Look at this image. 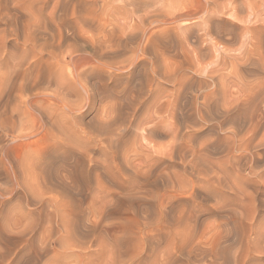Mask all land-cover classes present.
I'll list each match as a JSON object with an SVG mask.
<instances>
[{"label":"rangeland","instance_id":"374dc122","mask_svg":"<svg viewBox=\"0 0 264 264\" xmlns=\"http://www.w3.org/2000/svg\"><path fill=\"white\" fill-rule=\"evenodd\" d=\"M210 1L0 0V264H264V1L218 0L224 5L217 9ZM93 16L112 18L107 34L116 28L123 38L102 44L106 32L97 35ZM207 19L223 28V38L213 34L212 41ZM250 21L261 26L260 34L247 32ZM26 34L38 48L25 41ZM85 40L95 46L74 58L78 65L66 67L70 51L83 49ZM95 49L103 58L91 56ZM73 77L98 88L88 98ZM143 77H157L160 86L140 115L145 121L155 115L153 122L120 131ZM213 77L235 81L227 87L243 113L238 138L220 107L203 111L205 120H185L196 112L190 103L215 90L219 79ZM100 82L117 87L104 94ZM63 98L77 109H67ZM173 101L178 110L172 120ZM18 105L32 116L14 112ZM231 111L237 115L233 106ZM108 120L115 135L102 130ZM178 126L175 141L172 128ZM120 137L114 157L108 145Z\"/></svg>","mask_w":264,"mask_h":264},{"label":"bare ground","instance_id":"6f19581e","mask_svg":"<svg viewBox=\"0 0 264 264\" xmlns=\"http://www.w3.org/2000/svg\"><path fill=\"white\" fill-rule=\"evenodd\" d=\"M96 1V0H95ZM131 1V0H130ZM147 1V0H146ZM177 1V0H176ZM198 1V0H197ZM221 1V0H220ZM220 1H218V0H211L209 3H211V4H214V5H216V9H217V7H220L221 8V6L220 5H224V4H219V3H221ZM232 1H235V0H232ZM232 1H230V2H232ZM264 1V0H263ZM85 2V1H84ZM93 2V1H92ZM123 2V1H122ZM203 3H204V1H202ZM219 2V3H218ZM95 3V2H94ZM105 3H107V2H105ZM200 2H195V4H197L198 6V8H199V10H205V8H207V7H203V6H201V4H199ZM222 3H228V2H223L222 1ZM233 3V2H232ZM263 3V2H262ZM87 4V3H86ZM99 4V3H98ZM102 4V3H101ZM116 4V3H115ZM156 4V3H155ZM194 4V3H193ZM226 4H225V6H226ZM237 4V3H236ZM119 5V4H118ZM176 5H178V4H176ZM181 5V4H180ZM231 5H233V4H231L230 3V6L229 7H231ZM235 5V4H234ZM238 5V4H237ZM254 5H256V3L254 4ZM261 6H263L264 4H260ZM87 6V5H86ZM90 6V5H89ZM213 6V5H212ZM104 7V6H103ZM117 7V6H116ZM161 7H162V5H161ZM184 7V6H183ZM194 7V6H193ZM195 7H196V5H195ZM195 7H194V10H195ZM204 9H203V8ZM209 7V6H208ZM215 7V6H214ZM228 7V8H229ZM239 7V6H238ZM101 8V7H100ZM129 8V7H128ZM177 8V7H176ZM188 8V7H187ZM223 8V7H222ZM228 8H226V10L228 9ZM234 8V7H233ZM258 8V7H257ZM99 9V8H98ZM162 9V8H161ZM182 9V8H181ZM189 9V8H188ZM230 9V8H229ZM255 6H254V12H255ZM167 10H170V9H167ZM190 10H191V8H190ZM189 10V11H190ZM211 10V9H210ZM212 10H214V9H212ZM234 10H236V8L234 9ZM258 10V9H257ZM256 10V11H257ZM99 11V10H98ZM162 11V10H161ZM166 11V10H165ZM177 11V10H176ZM188 11V12H189ZM195 11H197V14H199L198 13V10L196 9ZM206 11V10H205ZM217 11V10H216ZM219 11V10H218ZM220 11H222V10H220ZM237 11V10H236ZM239 11H240V9H239ZM147 12H148V10H147ZM167 12V11H166ZM174 12V11H173ZM224 12H226V11H224ZM228 12V11H227ZM258 12V11H257ZM152 13V12H151ZM186 13V12H185ZM195 13V12H194ZM193 13V14H194ZM206 13H208L207 11H206ZM260 13V12H259ZM77 14V13H76ZM98 14V13H97ZM104 14V13H103ZM124 14V13H123ZM147 14L148 13H145V20H146V18H147ZM170 14H171V12H170ZM179 14V13H178ZM183 14V13H182ZM196 14V13H195ZM194 14V15H195ZM233 14V13H232ZM253 14H256V13H252L251 15L253 16ZM258 14V13H257ZM80 15H81V13H80ZM187 15V14H186ZM192 15V14H191ZM190 15V16H191ZM208 15V14H207ZM212 15V14H211ZM260 15V14H259ZM258 15V16H259ZM263 15V14H262ZM102 16V15H101ZM142 16V15H141ZM155 16V15H154ZM172 17H173V14L171 15ZM182 17H183V15H181ZM193 16V15H192ZM203 16V15H202ZM206 16V15H205ZM224 16V15H223ZM222 16V17H223ZM233 16H234V14H233ZM128 17V16H127ZM150 17V16H149ZM157 17V16H156ZM160 17V16H159ZM166 17H169V16H166ZM171 17V18H172ZM176 17V16H175ZM187 17V16H186ZM198 17H200V16H198ZM250 17V16H249ZM254 17V16H253ZM256 17H257V15H256ZM111 18V17H110ZM144 18V17H143ZM181 18V17H180ZM192 18V17H191ZM193 18H195V17H193ZM228 18H229V15H228ZM231 19H235V17L233 18V17H230ZM238 18V17H237ZM252 18V17H251ZM105 19V18H104ZM117 19V18H116ZM128 19V18H127ZM169 18H167V21H169L168 20ZM174 19H176V18H174ZM186 19V18H185ZM184 19V20H185ZM201 19V18H200ZM210 19H211V17H210ZM245 19V18H244ZM89 20H92L93 22L95 21H97V24H98V26H97V35H100L101 36V34L103 35L104 33L103 32H106L105 33V36H104V38L102 39V44H107V46L109 45V43H112L113 42V39H115V40H117V38L116 37H118V36H116V32L118 31H116V26H119L120 24V22L119 23H117V22H115V21H113V22H115L114 24H118V25H116L114 28H115V31L114 32H112L111 34H107V32L108 31H106V27L108 26L107 24L108 23H110L111 22V20H113L112 18L109 20L110 22H107V21H105V20H103V17L102 18H96V16H93V17H91ZM144 20V19H143ZM154 20H156L155 18H153V20H152V22L154 21ZM159 20V19H158ZM160 20H163V17H162V19L160 18ZM170 20H172V19H170ZM181 20V19H180ZM198 20H199V18H198ZM217 20V19H216ZM174 22H176L175 20H173ZM207 21V23L209 22L210 24H208V25H206L208 28H207V31H206V33L209 35V36H211L212 37V35L214 34L215 36H217V37H221V38H223L222 37V35H223V32H224V30H223V28L221 27V26H219L218 24H216V26L214 27L213 26V24H214V22H211V20H209V19H207L206 20ZM225 21V20H224ZM241 21L243 22V19H241ZM262 21H264V20H262ZM92 22V23H93ZM94 22V23H95ZM142 22V21H141ZM150 22H151V20H150ZM164 22H165V20H164ZM177 22H178V20H177ZM195 22V21H194ZM258 22V21H257ZM160 24H161V22H159ZM162 23H163V21H162ZM170 23V22H169ZM172 23V22H171ZM179 24H180V22H178ZM190 23V22H189ZM192 23V22H191ZM204 23H205V21H204ZM234 23V22H233ZM261 23V22H260ZM113 23L111 22L110 23V25H112ZM139 24H142V23H140L139 22ZM152 24V23H151ZM158 24V23H157ZM156 24V25H157ZM163 24H165V23H163ZM193 24V23H192ZM206 24V23H205ZM155 25V24H154ZM159 25V24H158ZM167 25V24H166ZM181 25V24H180ZM244 25V24H243ZM135 26V25H134ZM138 26V25H137ZM142 27H143V25H141ZM145 26H147L146 25V23H145ZM144 26V27H145ZM162 26V25H161ZM165 26V25H164ZM204 26V25H203ZM237 26V25H236ZM120 27V26H119ZM121 27H123V22L121 23ZM143 27V28H144ZM148 27V26H147ZM166 27V26H165ZM261 26L260 25H258L257 23H256V21L254 22V23H252V21H250V26L249 27H247V32H258L259 34L262 32L261 31V28H260ZM113 28V27H112ZM111 28V29H112ZM136 28V27H135ZM170 28V27H169ZM119 29V28H118ZM132 29H133V26H132ZM151 29V28H150ZM163 29V28H162ZM180 29V28H179ZM204 29H206V27H204ZM109 30V29H108ZM137 30V29H136ZM146 30V29H145ZM149 30V29H148ZM122 31V30H121ZM120 31V32H121ZM152 31V30H151ZM154 31V30H153ZM157 31V30H156ZM201 31V30H200ZM203 31V30H202ZM123 32V31H122ZM146 32V31H145ZM148 32V31H147ZM146 32V33H147ZM159 32V31H158ZM69 33V32H68ZM132 33V32H131ZM144 33V32H143ZM142 33V34H143ZM187 33V32H186ZM203 33V32H202ZM205 33V34H206ZM122 34V33H121ZM132 34H134V32L132 33ZM201 34V33H200ZM204 34V35H205ZM263 34V33H262ZM94 36H95V34H93ZM93 35H91V37L93 36ZM96 35V37H98ZM137 35V34H136ZM140 35V34H139ZM146 35V34H145ZM203 35V34H202ZM254 35V34H253ZM100 36H99V38H100ZM134 36V35H133ZM143 36V35H142ZM151 36V35H150ZM96 37H94L96 40H97V38ZM119 38V37H118ZM123 37H120L119 39L121 40ZM130 38V37H129ZM206 38V37H205ZM216 37H212L211 39H212V41H215L214 39H215ZM91 39V38H90ZM148 39H149V35H148ZM252 39V38H251ZM98 40H100V39H98ZM98 40L96 41V42H98ZM132 40V39H131ZM25 41L26 42H29L30 44H32L33 45V47H36V48H38L39 47V45H38V41L35 39V38H33V37H31L30 36V34H26V36H25ZM124 41V40H123ZM210 41V40H209ZM225 41V40H224ZM244 41V40H243ZM95 42V43H96ZM115 42V41H114ZM134 42H135V40H134ZM219 42V41H218ZM253 42V41H252ZM99 43V42H98ZM119 43V42H118ZM131 43V42H130ZM133 43V42H132ZM141 43V42H140ZM214 43V45L217 43V42H213ZM84 46H83V49H81V50H72V51H70V53H71V55H73L72 56V61L71 62H69V63H66V67H71V66H74V65H78V63H75L74 62V58H79L80 56H82V55H84V54H82V53H86L87 51H88V47H90V46H92V45H94L93 43L92 44H89V42H87V40H85V42H84ZM138 44V43H137ZM227 44V43H226ZM110 45H112V44H110ZM115 45V44H114ZM145 45V44H144ZM211 45V44H210ZM213 45V46H214ZM221 45V44H220ZM95 46V45H94ZM98 46V45H97ZM105 46V45H104ZM124 46V45H123ZM139 46V45H138ZM146 46H147V44H146ZM146 46H144V47H146ZM205 46V45H204ZM234 46V45H233ZM109 47V46H108ZM132 47V46H131ZM215 47V46H214ZM223 47V46H222ZM221 47V48H222ZM232 47V46H231ZM256 47V46H255ZM93 48V47H92ZM107 48V47H106ZM105 48V49H106ZM139 48H140V46H139ZM204 48V47H203ZM226 47H225V45H224V49H225ZM102 49V51H103V48H101ZM110 49V48H109ZM138 49V48H137ZM96 50V49H95ZM228 50H231V49H228ZM238 50V49H237ZM252 50V49H251ZM155 51V50H154ZM215 51H216V49H215ZM220 51V50H219ZM224 51V50H223ZM246 51V50H245ZM101 52V51H100ZM105 52V51H104ZM139 52V51H138ZM137 52V53H138ZM157 52V51H156ZM222 52V51H221ZM52 53V52H51ZM220 53V52H219ZM228 53H229V51H228ZM230 53H231V51H230ZM240 53H241V51H240ZM65 54V53H64ZM103 54V53H102ZM112 54V53H111ZM185 54H186V52H185ZM254 54H255V50H253L252 52H251V54H250V57H253L254 56ZM66 55V54H65ZM89 55V54H88ZM151 55V54H150ZM187 55V54H186ZM232 55V54H231ZM54 56V55H53ZM92 57H97V58H103L102 56H100L99 55V52L96 50V51H94V53L91 55ZM109 56H111V55H109ZM156 56H157V54H156ZM226 56V55H225ZM233 56V55H232ZM231 56V57H232ZM57 57V56H56ZM55 57V58H56ZM65 57V56H64ZM84 57H86V56H84ZM106 57V56H105ZM122 57V56H121ZM153 57V56H152ZM189 57V56H188ZM83 58V57H82ZM119 58V57H118ZM117 58V59H118ZM186 58V57H185ZM191 58V57H190ZM219 59H220V56L218 57ZM239 58V57H238ZM57 59V58H56ZM59 59V58H58ZM65 58H63V60H64ZM88 59V58H87ZM192 59V58H191ZM218 59V60H219ZM224 59H225V57H224ZM101 60V59H100ZM132 60H134V59H132ZM251 60V59H250ZM21 61V60H20ZM23 61H24V59H23ZM33 61H35V60H33ZM58 61H60V59L58 60ZM82 61V60H81ZM110 61H113V58H112V60H110ZM136 61V60H135ZM186 61V60H185ZM195 61V60H194ZM193 61V62H194ZM239 61V60H238ZM246 61V60H245ZM64 62V61H63ZM118 62H120V61H118ZM226 62V61H225ZM240 63H241V61H239ZM244 62V61H243ZM20 63V62H19ZM22 63V62H21ZM88 63V62H87ZM109 63V62H108ZM120 63H122V62H120ZM199 63V62H198ZM82 64V63H81ZM109 64H111V63H109ZM117 64V63H116ZM156 64H157V62H156ZM253 64V63H252ZM21 65V64H20ZM64 65V64H63ZM93 65V64H92ZM115 65V64H114ZM125 65V64H124ZM212 65H215V64H212ZM251 65V64H250ZM254 65V64H253ZM258 65V64H257ZM80 66V65H79ZM90 66V65H89ZM108 66V65H107ZM111 67L110 68H112L113 66L112 65H110ZM126 66V65H125ZM157 66V65H156ZM160 66V65H159ZM199 66V65H198ZM200 67H202V66H200ZM211 67H213V66H211ZM215 67V66H214ZM226 67V66H225ZM21 68V67H20ZM62 68V67H61ZM80 68V67H79ZM178 68V67H177ZM185 69H188V68H185ZM222 69V68H221ZM211 70H213V68H211ZM224 70H225V68H224ZM209 72V71H208ZM207 72V73H208ZM231 72H233V71H231ZM74 73V72H73ZM206 73V74H207ZM218 73H220V71L218 72ZM76 74V73H75ZM200 74V73H199ZM211 75V74H210ZM222 75V74H221ZM212 76V75H211ZM214 76V75H213ZM216 76V75H215ZM191 77V76H190ZM106 77H100V78H98V79H105ZM110 78V81H114L115 82V78H117V77H109ZM163 78H165V77H163ZM167 79H166V81L168 80V81H173V82H175V83H179V81H180V78H178V77H166ZM230 78L231 77H213V79H219V82H215L214 83V87H216L215 88V90L214 91H212V92H205V94L201 97V101L200 100H194V102H192V104L190 103V105L192 106V105H194L195 104V109H196V112H195V114H187V116H186V118H185V120H190V119H192V120H194V121H196L197 120V118L199 119H202V120H205L206 119V117H207V113L209 112V111H212V109H216L217 110V107H220V108H222L221 110H222V113L220 114V117L223 119V121H224V123H226V124H231V125H233V130H232V132H233V134H234V136L235 137H237L238 138V136H239V133H240V130L239 129H237L236 127H237V124H240L241 123V117L243 116V113H242V110H241V115H240V109H239V105L236 103L237 102V100L235 99V100H233L232 99V97L235 95V94H233V96H232V94L230 95V93H229V91H228V85L227 84H234L233 82H235V81H230L229 83H227L229 80H230ZM236 78V77H235ZM82 79V78H81ZM81 79H80V77H73V80H74V82L76 83V84H78V83H80L81 84V86H82V89L84 90V92H85V94H87V97L88 98H90L91 96H92V92L95 90V89H97L98 87H96V86H87V84L85 85V84H83L84 82V80H82L81 81ZM97 79V78H96ZM143 79H144V85H142V92H141V94L139 95V96H133L132 97V99H131V106H130V109H125L126 110V114H128V116H127V119L125 120L124 119V121L123 122H121V124H119V125H121V127L119 128V130L121 131V130H124V128H130V129H133V128H139L140 127V124L138 123V122H142L143 123V121H145V119H142L141 118V112H143V111H141V110H144V108H145V106L144 105H146V101H147V98L146 97H151V98H154V96L158 93L159 94V92H160V86H159V84H158V82H157V77H143ZM31 80H34V79H32L31 78ZM30 80V81H31ZM139 80V79H138ZM211 80V79H210ZM233 80V79H232ZM14 81V80H13ZM17 81V80H16ZM105 81V80H104ZM33 82V81H32ZM31 82V83H32ZM63 82V81H62ZM73 82V83H74ZM83 82V83H82ZM211 82V81H210ZM13 83V82H12ZM20 83V82H19ZM18 83V84H19ZM22 83V82H21ZM20 83V84H21ZM30 83V86L32 85L33 86V84H31ZM35 83H37V82H35ZM101 83V82H100ZM208 83V82H207ZM213 83V82H212ZM14 84V83H13ZM17 84V85H18ZM23 84V83H22ZM114 84V83H113ZM119 84V83H118ZM10 85H11V83H10ZM17 85H15V86H17ZM35 85V84H34ZM195 85V84H194ZM203 85V84H202ZM207 85H209V84H207ZM242 85V84H241ZM14 86V85H13ZM20 86H22V85H20ZM24 86V85H23ZM22 86V87H23ZM11 87H12V85H11ZM10 87V88H11ZM18 87H19V85H18ZM17 87V88H18ZM117 87V84H115V85H113L111 88H110V85L106 82H104V83H101L100 84V87H99V91L101 92V93H104L105 91L106 92H114V90H113V88L115 89ZM241 87H243V86H241ZM9 88V89H10ZM15 88V87H14ZM61 89V88H60ZM16 90V89H15ZM33 90V89H32ZM43 90V89H42ZM58 90V89H57ZM206 90H208V89H206ZM211 90V89H210ZM230 90V89H229ZM246 90V89H245ZM21 91V90H20ZM49 90H47V91H45V92H42V93H40V94H38V95H44V94H47V93H49L48 92ZM119 91V90H118ZM234 91V90H233ZM9 92V91H8ZM53 92V91H52ZM51 92V93H52ZM56 92V91H55ZM55 92H53V93H55ZM59 92V91H58ZM57 92V94H59ZM203 92V91H202ZM19 93V92H18ZM50 93V96H52V95H54V94H51ZM121 93V92H120ZM35 94V93H34ZM62 94H64L63 92H62ZM68 94V93H67ZM105 94V93H104ZM117 94V93H116ZM19 95V94H18ZM37 95V94H36ZM64 95H66V94H64ZM71 95V94H70ZM187 95V94H186ZM246 95V94H245ZM20 96H22V95H20ZM19 96V97H20ZM27 96V95H26ZM45 96V95H44ZM49 96V95H48ZM47 96V97H48ZM55 96V95H54ZM57 96V95H56ZM54 97L55 99H56V103H59V102H57L58 100H61L59 97ZM67 96H69V95H66V99H67ZM72 96V95H71ZM74 96V95H73ZM34 97V96H33ZM33 97H31V99L33 98ZM61 98L63 97V96H60ZM119 97V96H118ZM34 98H36V97H34ZM50 98V97H49ZM65 98H63V100H64V104H65V106H66V108L68 109H70V111L71 110H73V109H77V105L76 104H71L72 102L74 103V101H71V103H69L70 102V100H69V102L65 99ZM21 99V98H20ZM29 99V98H28ZM39 99V98H38ZM37 99V100H38ZM46 99V98H45ZM48 99V98H47ZM53 98H51V100H52ZM54 99V100H55ZM85 99V98H84ZM231 99L233 100L232 102H231ZM37 100L35 101V102H37ZM42 100H43V98H42ZM42 100H40V101H42ZM10 101V100H9ZM33 101V100H32ZM49 101H50V99H49ZM48 101V102H49ZM176 101V100H175ZM189 101V100H188ZM188 101H187V103H188ZM196 101V102H195ZM12 102V101H11ZM45 102H47V101H45ZM54 102V101H53ZM153 102H156L155 100H153ZM152 102V103H153ZM189 102H191V100L189 101ZM231 102V103H230ZM23 103V102H22ZM22 103H20V104H22ZM28 103V102H27ZM34 102H32V103H30V105H32ZM38 103H39V100H38ZM42 103V102H41ZM87 103H88V101H87ZM198 103H200V106L198 105ZM25 104V103H24ZM36 104V103H35ZM47 104V103H46ZM156 104V103H155ZM189 104V103H188ZM34 105V104H33ZM39 105H41L40 103H39ZM44 105V104H43ZM48 105V104H47ZM71 105H76L77 107H75V108H73V106H71ZM153 105V104H152ZM124 106V105H123ZM126 106H127V103H126ZM170 106L174 109V112H173V117H172V120L173 119H175V117L174 116H176L175 114H176V112H177V110H178V108L176 107L177 106V104L173 101V102H171V104H170ZM234 107V109H235V112H237V115L236 116H233L232 115V111H231V107ZM6 107H7V105H6ZM20 105H18L17 106V108L16 109H14V112L16 111L17 113H20L22 116H26V115H29V114H27V112L26 111H23V110H21V108H23V107H21ZM36 107V106H35ZM35 107H33V108H35ZM50 107V106H49ZM64 107V106H63ZM80 107V106H79ZM169 107V106H168ZM152 108V107H151ZM10 109V108H9ZM26 109H28V107L26 108ZM39 108H37L36 110H38ZM43 109V108H42ZM65 109V108H64ZM188 109V108H187ZM31 110V109H30ZM40 110V109H39ZM44 110V109H43ZM128 110V111H127ZM129 110H131L130 112H129ZM11 111V110H10ZM124 110H122V112H123ZM179 111H181V110H179ZM203 111H206L207 113H204ZM1 112V111H0ZM145 113H147V112H145ZM172 113V112H171ZM182 113V112H181ZM12 114V113H11ZM37 114V113H36ZM35 114V115H36ZM41 114V113H40ZM112 114V113H111ZM214 114V113H213ZM31 115V114H30ZM42 115V114H41ZM153 114H150V117H148V118H146V120H148V121H145V122H153V118L152 117H155V115L154 116H152ZM196 115V116H195ZM4 116V115H3ZM32 116V115H31ZM30 116V118L32 119V117ZM147 116H148V114H147ZM152 116V117H151ZM183 116V115H182ZM181 116V117H182ZM21 117V116H20ZM19 117V118H20ZM146 117V116H145ZM16 118V117H15ZM29 118V119H30ZM1 119V118H0ZM12 119H14V117L13 116H11L10 117V119L8 118L7 120H10L11 122H12V124H13V121H12ZM22 119V118H21ZM21 119H20V121H21ZM52 119V118H51ZM111 119H112V116H111ZM157 119V118H156ZM36 120V119H35ZM114 119H112V120H110V121H113ZM183 120V119H182ZM185 120H183V121H185ZM25 122H26V120H24ZM47 121V120H46ZM4 122H6V120L4 121ZM9 122V121H8ZM22 122H23V120H22ZM21 122V123H22ZM24 122V123H25ZM105 122V121H104ZM107 122H108V124H107ZM105 124L106 125H104L102 128V130L103 131H105V132H109L110 130H111V133H113L114 135L116 134V131L115 130H112L111 129V126H110V124L111 123H109V120L107 121ZM114 122V121H113ZM162 122V121H161ZM174 122V121H173ZM170 123L171 125H173L174 123ZM1 123V122H0ZM24 123H23V126H25L24 125ZM27 124H28V122H26ZM48 123V122H47ZM47 123H46V125H47ZM182 123V122H181ZM54 124V123H53ZM103 124V123H102ZM158 124H161L160 122H156L153 126H155V128H156V133L158 134V133H160L161 132V130H160V126L158 125ZM163 124V123H162ZM167 124V123H166ZM165 124V125H166ZM184 124V123H183ZM15 125V124H14ZM21 125V127L23 128V126H22V124H20ZM38 125V124H37ZM143 125V124H142ZM146 125V124H145ZM186 125V124H185ZM208 125V124H207ZM27 126V125H26ZM34 125H32V127H33ZM50 126H52V125H50ZM152 126V125H151ZM152 126V129L154 128ZM175 126V125H174ZM219 126V125H218ZM2 127V126H1ZM43 127V126H42ZM41 127V128H42ZM47 127V126H46ZM166 127H168V126H166ZM166 127H165V130H166ZM197 127V126H196ZM239 127V126H238ZM34 128H36V127H34ZM43 128H45V127H43ZM49 128V127H48ZM154 128V129H155ZM30 129H33V128H30ZM168 129V128H167ZM181 129V128H180ZM246 129V128H245ZM22 130H25V129H22ZM21 130V131H22ZM41 130V129H40ZM148 130V129H147ZM163 130V129H162ZM172 130H173V132H172ZM172 130H171V132H172V135H173V137H174V140L175 141H177L178 140V138H179V135H180V132H181V130H179V126H178V129L176 128H172ZM187 130V129H186ZM188 130H190V129H188ZM20 131V132H21ZM34 131V130H33ZM169 131V130H168ZM167 131V132H168ZM254 131V130H253ZM19 132V131H18ZM35 132V131H34ZM153 133H155V131H153ZM165 133V132H164ZM163 133V134H164ZM169 133H170V131H169ZM23 134V133H22ZM32 134H34V133H32ZM110 134V133H109ZM24 135V134H23ZM106 135V134H105ZM117 135H120L119 134V132L117 131ZM146 135V134H145ZM159 135V134H158ZM169 135V134H168ZM171 135V136H172ZM172 137V138H173ZM181 137H183V136H181ZM142 138V137H141ZM143 138H145V136H143ZM186 138H188V135H187V137ZM191 138V137H190ZM189 138V139H190ZM251 138V137H250ZM122 138L120 137L119 139H115L114 138V140H112L111 141V143L108 145L109 146V148H110V150L112 151V155L114 156V157H116L117 156V154L119 153V146H120V144H123V141H121L120 142V140H121ZM129 139V138H128ZM145 139H147V138H145ZM220 139V138H219ZM234 139V138H233ZM236 139V138H235ZM20 140V139H19ZM25 140V139H24ZM174 140H173V142H171V144L172 143H174ZM190 142V141H189ZM151 143V142H150ZM149 143V144H150ZM206 144V143H205ZM156 145H157V143H156ZM155 145V146H156ZM168 145V144H167ZM176 145V144H175ZM184 145V144H183ZM250 145V144H249ZM133 146V145H132ZM140 146V148H141V146L142 145H139ZM152 146V145H151ZM170 147L172 146L173 147V144L172 145H169ZM242 146V145H241ZM107 147V146H106ZM157 147H159L158 145H157ZM183 147V146H182ZM203 147V146H202ZM139 148V147H138ZM143 148V147H142ZM145 148H146V150L144 149V151H147V146H145ZM152 148V147H151ZM177 148V147H176ZM143 149H141V151H143ZM170 149H173V148H170ZM149 150H151V152H152V149H150V147H148V151ZM173 150H175V147H174V149ZM253 150V149H252ZM155 151H156V149H155ZM169 151V150H168ZM130 152H131V150L130 149H127V151H126V153H129L130 154ZM136 152H138L137 150H136ZM167 152V151H166ZM209 152V151H208ZM144 153V152H143ZM196 153V152H195ZM162 155H163V153H161ZM165 154V153H164ZM173 154H175V153H173ZM173 154H171V156L173 155ZM227 154V153H226ZM229 154V153H228ZM167 155V154H166ZM192 155V154H191ZM138 156V155H137ZM250 156V155H249ZM165 157V156H164ZM207 157V156H206ZM78 158V157H77ZM172 158V157H171ZM257 158V157H256ZM174 159V158H173ZM184 160V159H183ZM189 160V159H188ZM187 160V161H188ZM249 160H251V159H249ZM258 160H260V159H258ZM91 161V160H90ZM192 161V160H191ZM185 162V161H184ZM190 163V162H189ZM188 163V164H189ZM195 163H197V165H198V163H200V161H196ZM187 166V165H186ZM192 166H194L193 164L191 165V167ZM199 166V165H198ZM242 166V165H241ZM183 167V166H182ZM195 168V167H194ZM193 169V168H192ZM188 170V169H187ZM201 170V169H200ZM239 170V169H238ZM195 171V170H194ZM197 171H199V170H197ZM204 171H207L206 169H204ZM190 172V171H189ZM215 173V172H214ZM173 174V173H172ZM190 174V173H189ZM237 174V173H236ZM179 175V174H178ZM207 175H209L208 173L206 174V176ZM210 176V175H209ZM199 177V176H198ZM221 177V176H220ZM165 178V177H164ZM163 178V179H164ZM214 178V177H213ZM219 178V177H218ZM83 179V178H82ZM160 179V178H159ZM182 179V182H183V179L184 178H181ZM238 179H240V178H238ZM180 180V179H179ZM185 180H186V177H185ZM184 180V181H185ZM158 181V180H157ZM166 181V180H165ZM170 181H172L171 179H170ZM178 181V180H177ZM215 181V180H214ZM230 182H233L232 180L230 181ZM174 183H175V180H174ZM174 183L172 182V183H170V184H172L173 186H174ZM181 183V182H180ZM177 184V183H176ZM196 184V183H195ZM214 184V183H213ZM219 184H221V183H218V185ZM232 184V183H231ZM97 185V184H96ZM171 185V186H172ZM178 186H180V185H178ZM177 186V187H178ZM221 186V185H220ZM175 187V186H174ZM193 187H194V184H193ZM231 187V186H230ZM168 188V187H167ZM169 188H170V185H169ZM185 188H187V186L185 187ZM173 189H175V188H173ZM180 189V188H179ZM183 189H184V187H183ZM188 189H189V187H188ZM219 189V188H218ZM166 190V189H165ZM179 191H181V190H179ZM219 191V190H218ZM221 191V190H220ZM158 194V193H157ZM156 196V195H155ZM158 196V195H157ZM156 196V197H157ZM162 197V196H161ZM168 197H170V196H168ZM167 197V198H168ZM163 198V197H162ZM170 198H173V197H170ZM126 199V198H125ZM157 200V199H156ZM167 200V199H166ZM171 200V199H170ZM172 201V200H171ZM161 202V201H160ZM170 202V201H169ZM171 203V202H170ZM216 205V204H215ZM143 206V205H142ZM166 206H167V204H166ZM159 207V206H158Z\"/></svg>","mask_w":264,"mask_h":264}]
</instances>
